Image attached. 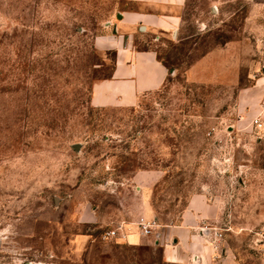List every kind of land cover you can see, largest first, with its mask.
<instances>
[{
	"label": "rangeland",
	"instance_id": "obj_1",
	"mask_svg": "<svg viewBox=\"0 0 264 264\" xmlns=\"http://www.w3.org/2000/svg\"><path fill=\"white\" fill-rule=\"evenodd\" d=\"M129 7L0 0V264H264V0H187L169 32L118 27ZM124 44L170 75L134 106L95 107ZM141 170L159 173L148 191ZM194 193L214 204L199 260L100 238L146 202L162 232Z\"/></svg>",
	"mask_w": 264,
	"mask_h": 264
},
{
	"label": "crops",
	"instance_id": "obj_2",
	"mask_svg": "<svg viewBox=\"0 0 264 264\" xmlns=\"http://www.w3.org/2000/svg\"><path fill=\"white\" fill-rule=\"evenodd\" d=\"M130 7L121 12L118 27H144L146 32L173 31L180 23L182 10L187 0H124ZM101 44L107 36H100ZM126 39V37H125ZM170 75V70L157 58L152 49L135 50L124 44L116 50L114 64L108 78L93 84L90 93L91 104L95 107H131L138 103L144 93L159 90ZM159 176L156 170H141L130 177V181L148 191ZM149 203H144L146 219ZM150 212V210H149ZM214 204L207 201L202 193L191 194L177 224L163 227L161 242L167 261L202 258L199 235L194 234L199 224L212 218ZM124 237L117 240L137 244L149 237L142 236L131 222ZM201 230V228H200ZM203 233H205L203 231ZM160 241H155L158 243ZM166 242V243H165ZM175 257V258H174Z\"/></svg>",
	"mask_w": 264,
	"mask_h": 264
},
{
	"label": "built area",
	"instance_id": "obj_3",
	"mask_svg": "<svg viewBox=\"0 0 264 264\" xmlns=\"http://www.w3.org/2000/svg\"><path fill=\"white\" fill-rule=\"evenodd\" d=\"M254 123H258V119L254 120ZM129 223L118 222L113 225L111 228H107L100 233V238L103 241H117L118 238L124 237L127 234L128 228L127 225ZM134 225L137 231L144 237H152L154 242L160 241L162 238L160 224L157 222L155 218L146 219L144 217H139ZM207 228L201 229V231H205L208 233ZM211 234V247L214 250L219 248V239L222 237V233L217 229H212L210 231ZM166 243V242H165Z\"/></svg>",
	"mask_w": 264,
	"mask_h": 264
},
{
	"label": "water",
	"instance_id": "obj_4",
	"mask_svg": "<svg viewBox=\"0 0 264 264\" xmlns=\"http://www.w3.org/2000/svg\"><path fill=\"white\" fill-rule=\"evenodd\" d=\"M117 17L120 19L121 18V14L118 13ZM139 28H140V30H144L143 26H140ZM72 148L77 151L80 148V144L79 143H75V144L72 145Z\"/></svg>",
	"mask_w": 264,
	"mask_h": 264
}]
</instances>
